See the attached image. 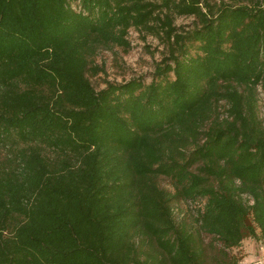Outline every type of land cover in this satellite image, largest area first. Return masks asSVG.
<instances>
[{
    "label": "trees",
    "instance_id": "16d2710c",
    "mask_svg": "<svg viewBox=\"0 0 264 264\" xmlns=\"http://www.w3.org/2000/svg\"><path fill=\"white\" fill-rule=\"evenodd\" d=\"M230 1L0 0V148L11 155L0 161V264H142L137 232L171 264H201L199 233L173 221L176 197L205 201L199 229L224 250L264 239V1ZM172 15L197 26L178 33ZM130 29L165 41L169 57L148 85L95 91L90 58L128 48ZM221 101L230 120L204 131ZM15 140L25 148L14 153Z\"/></svg>",
    "mask_w": 264,
    "mask_h": 264
},
{
    "label": "rangeland",
    "instance_id": "374dc122",
    "mask_svg": "<svg viewBox=\"0 0 264 264\" xmlns=\"http://www.w3.org/2000/svg\"><path fill=\"white\" fill-rule=\"evenodd\" d=\"M255 1L264 0H241L239 5H249ZM157 2L161 3L160 0H157ZM219 2L232 4L230 0H213L216 5ZM71 4L73 9H78L77 3L71 2ZM161 10L165 12L164 9ZM172 16L174 19L173 25L177 28L178 33L190 31L197 26L194 17ZM126 40L129 44L128 48L118 46L99 47L90 58L89 71L86 77L95 91L102 90L109 83L123 84L132 79H140L145 85H148L153 79L156 68L161 67L163 60L169 57L170 47L168 44L154 35L130 29ZM195 53V50H190L191 56ZM94 68L98 70L97 73H94ZM238 90L242 92V88H238ZM255 96L257 118L264 130V80L256 88ZM227 110L228 105L224 101L216 103L203 130L206 131L211 124H223L226 119H229ZM14 143L17 145V148H14V153L18 149L25 148V145L16 140ZM9 150L8 144L6 148H0L1 162H6V159L10 158ZM192 150L193 146H188L185 149V156L187 157ZM44 155L55 158L48 152H44ZM200 166L201 164L195 165L190 171L197 174V168ZM156 182L159 188L167 191L173 197L177 196V188L170 179L159 177ZM208 182L214 184L213 180L208 179ZM241 198L245 203L249 201L247 204H250V200L246 196ZM204 203V200H184L179 197H176L171 203L175 225L178 228L182 227L187 232L199 233L200 235L203 250L201 264H219V261L222 264H231L233 260H236V264H264V239L255 240L246 237L237 248L224 250L222 244L213 236L200 231L197 220ZM133 242L138 262L142 264H171L166 254L158 248L151 237L137 232L133 235Z\"/></svg>",
    "mask_w": 264,
    "mask_h": 264
}]
</instances>
